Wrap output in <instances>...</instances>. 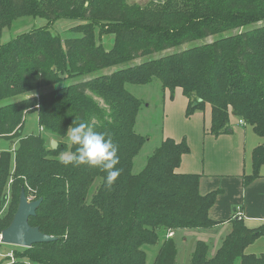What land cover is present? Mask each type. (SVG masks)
<instances>
[{
  "label": "trees",
  "instance_id": "16d2710c",
  "mask_svg": "<svg viewBox=\"0 0 264 264\" xmlns=\"http://www.w3.org/2000/svg\"><path fill=\"white\" fill-rule=\"evenodd\" d=\"M24 16L45 26L0 43V139L17 140L13 153L0 152V233L23 190L29 200L42 199L29 225L55 240L12 251L13 262L4 257V264H147L145 248L157 246L152 264H177L176 241L167 234L220 225L208 216L219 192L201 195L199 175L176 172L190 152L185 140H163L132 172L147 138L135 131L141 101L125 85L156 78L162 92L182 90L186 118L210 105L213 137L230 133L233 116L264 138V0H151L143 7L126 0H0V37ZM58 20L76 24L59 37L50 31ZM169 50L176 52L161 55ZM41 89L49 91L36 98ZM33 112L41 132L24 136V116ZM80 122L119 146L122 171L111 190L106 173L57 159L75 151L66 133ZM43 135L59 147L51 150ZM263 166L264 142L252 150L243 184L259 178ZM229 223L213 254L209 243L195 242L189 264H264V253L246 251L264 230L242 218Z\"/></svg>",
  "mask_w": 264,
  "mask_h": 264
},
{
  "label": "crops",
  "instance_id": "0c3cea01",
  "mask_svg": "<svg viewBox=\"0 0 264 264\" xmlns=\"http://www.w3.org/2000/svg\"><path fill=\"white\" fill-rule=\"evenodd\" d=\"M163 98L165 118L160 142L167 138L176 143L185 140L190 149L182 157L176 172L199 175L201 195L219 192L208 216L220 225L209 230H179L174 232V236L190 235L194 242H214V253L230 231L229 220L237 218V208H240L242 220L248 227L264 230V166L260 169L259 178L249 185L243 184V177L251 173V152L257 146L252 129H247L232 116L230 133L213 137L209 132L210 105H205L203 112H195L186 118L188 100L181 89L176 88L172 93L165 90ZM255 246L264 253V236L249 247Z\"/></svg>",
  "mask_w": 264,
  "mask_h": 264
},
{
  "label": "rangeland",
  "instance_id": "374dc122",
  "mask_svg": "<svg viewBox=\"0 0 264 264\" xmlns=\"http://www.w3.org/2000/svg\"><path fill=\"white\" fill-rule=\"evenodd\" d=\"M129 4H137L141 7L145 6L149 1L151 0H126ZM76 22L69 21V20H58L54 22L51 27L50 31L53 35L63 37L66 34V31L70 28H72ZM45 26V21L39 18H31V17H20L18 20L15 21V23L11 26L9 30H4L0 37V43H6L10 41L12 38L24 36V33H27L29 31L37 30L38 28H43ZM106 42L108 41V38H105ZM104 40V42H105ZM215 38L211 37L208 39H205L203 41L195 42V44L200 45L202 43H211L214 41ZM112 41V38L110 37V43ZM189 46L185 45L180 47V50L186 49ZM173 52H176V50H169L161 55L165 54H171ZM160 55V56H161ZM159 55H154L153 57H158ZM144 60V58L137 59L136 61L132 62L131 64H139ZM113 69L102 71L101 73H110ZM126 90L132 94L134 97L139 99L141 101V108L139 110V113L136 118V124H135V131L136 133L142 135L143 137H146L147 140L144 143L143 147L141 148L138 155L134 158L133 161V168L132 172L134 174L139 173L145 166L147 158L153 153V151L159 146L162 139V131H163V123H164V111H163V92L160 88L159 80L154 78L149 84L147 85H125ZM49 91V89H41L35 92L34 96L37 98L41 94H46ZM162 93V95H161ZM88 94H91L88 92ZM22 98V97H21ZM101 104V101L99 99H96ZM177 120V119H176ZM174 124V123H173ZM175 126V124H174ZM247 129H249V126H246ZM41 130L38 127L37 123V114L35 112L28 113L24 116V127L22 130V134L29 135V134H37L40 133ZM43 134V133H42ZM45 142L49 143L51 141V137L48 135H43ZM254 136V140L256 141V145L261 144L264 142V138H260L256 135ZM53 140V139H52ZM17 146V140H5L0 139V152L1 151H10L13 153ZM95 188V185L92 186L90 195L93 193ZM89 195V196H90ZM33 201V200H31ZM176 245L178 248V255H177V264H189L190 255L194 249V238L190 235H176L174 236ZM208 243V242H207ZM211 246V254L213 253L214 249V242L209 243ZM220 245V243H219ZM218 245V246H219ZM158 247H146L145 251L147 252V264H152V261L155 257V254L157 253ZM213 248V249H212ZM259 246L255 247H249L246 249L248 253H262L259 252L260 250ZM21 251L22 248L20 247H14L9 245H3L0 244V264L6 263L4 261V255L8 252L12 251ZM22 252V251H21Z\"/></svg>",
  "mask_w": 264,
  "mask_h": 264
},
{
  "label": "clouds",
  "instance_id": "9594fccd",
  "mask_svg": "<svg viewBox=\"0 0 264 264\" xmlns=\"http://www.w3.org/2000/svg\"><path fill=\"white\" fill-rule=\"evenodd\" d=\"M67 143L75 147V151H61L57 157L64 166H88L106 173L105 187L111 190L121 175L119 164V146L111 134L97 132L89 122H80L67 130ZM59 147V145H57Z\"/></svg>",
  "mask_w": 264,
  "mask_h": 264
},
{
  "label": "water",
  "instance_id": "95a60500",
  "mask_svg": "<svg viewBox=\"0 0 264 264\" xmlns=\"http://www.w3.org/2000/svg\"><path fill=\"white\" fill-rule=\"evenodd\" d=\"M57 142L50 141V149L56 150ZM42 199L29 200L24 191L20 192L17 210L10 225L0 233V244L20 248H30L35 244L48 243L55 240L39 231L37 227H31L28 223L29 218L36 215V210L41 204Z\"/></svg>",
  "mask_w": 264,
  "mask_h": 264
},
{
  "label": "built area",
  "instance_id": "2783aa9c",
  "mask_svg": "<svg viewBox=\"0 0 264 264\" xmlns=\"http://www.w3.org/2000/svg\"><path fill=\"white\" fill-rule=\"evenodd\" d=\"M238 122H239L240 124H244L243 121L238 120ZM40 130H41V129H40ZM236 211H237V218L241 219L242 216H243V214H242L240 208H237ZM173 236H174V232H172V231H170V232L167 234V237H168V238H172ZM3 257L10 258V261L13 262V254H12V252H10V253L4 255Z\"/></svg>",
  "mask_w": 264,
  "mask_h": 264
}]
</instances>
